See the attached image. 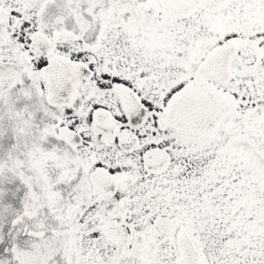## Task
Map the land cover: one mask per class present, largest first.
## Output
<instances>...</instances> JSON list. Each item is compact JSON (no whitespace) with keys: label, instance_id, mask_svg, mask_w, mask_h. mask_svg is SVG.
<instances>
[{"label":"snow or ice","instance_id":"1","mask_svg":"<svg viewBox=\"0 0 264 264\" xmlns=\"http://www.w3.org/2000/svg\"><path fill=\"white\" fill-rule=\"evenodd\" d=\"M0 264H264V0H0Z\"/></svg>","mask_w":264,"mask_h":264}]
</instances>
